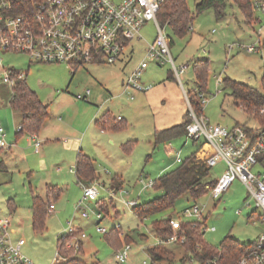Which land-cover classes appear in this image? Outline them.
I'll use <instances>...</instances> for the list:
<instances>
[{"label": "rangeland", "instance_id": "obj_1", "mask_svg": "<svg viewBox=\"0 0 264 264\" xmlns=\"http://www.w3.org/2000/svg\"><path fill=\"white\" fill-rule=\"evenodd\" d=\"M197 1L186 0L193 17L190 30L184 35H176L167 25L161 24L165 36L170 39L169 48L175 66L179 68L184 63L188 64L180 72L185 92L199 100L195 95L199 87L194 64L207 60L203 92L207 100L202 105V115L210 123L222 126L241 124L253 129L263 127L242 109L227 89H223L222 80L228 77L262 91L264 10L254 7L255 20L248 23L232 0L225 1L221 18H216L213 8L196 13ZM261 1L263 0H251L255 6ZM140 35L141 37H135L129 42L128 47L132 49H128L125 63H85L78 65L74 73L73 66L64 63L36 62L24 52L0 49L4 69L13 67L22 70L29 87L35 90L40 100L49 103L51 124L55 117L61 115L63 109L58 108V102H98L104 105L103 109L109 107L110 116L122 124L121 129L114 130L110 135L95 129L82 133L84 125L66 126L57 134L51 127L45 133L48 137L60 135V143H51L46 147L42 143L40 152L37 153L34 143L21 141L18 144L24 146V149L16 155L9 151L3 152L4 150L0 153L7 167L0 169V211L2 214L12 213V225L18 230L13 235V240L15 242L19 236L24 238L25 242L20 251L33 264L54 263L60 246L58 236L69 226L81 228L85 234L80 246L82 251L76 254L82 264H140L142 260L150 264L151 256L147 247L156 243L157 235L152 230L155 220L168 216L180 221L197 219L196 216L182 214L185 207L194 203L188 192L176 197L167 209L155 211L142 218H138L135 210L125 204L130 200L142 204L160 196L161 190L153 186L145 188L144 182L157 179L159 175L175 168L179 164L176 158L184 160L191 153L199 151L201 142L187 139L185 134L154 141V129L160 130L181 123L189 109L181 87L170 77L171 72L173 75L174 72L169 62H147L140 78L141 82L150 86L146 92L137 91L133 93L132 99L128 94L121 93L124 73L144 58L146 48L154 42L157 29L153 21H146L142 25ZM251 44L256 47L253 52L246 49ZM217 76L220 83H216ZM2 77L3 71L0 70V91L10 92V85ZM98 82L103 83V86L100 87ZM164 83L166 84L163 87ZM86 88L91 91L89 100H76L74 96L83 93ZM98 103L95 108L100 106ZM260 113L264 115V112ZM2 114L0 119L7 120L6 112ZM80 116L77 114L78 118ZM65 129L67 132L79 134L77 137L81 138L82 143L78 147L93 158L97 175L93 183L97 188V197L85 200L84 209L75 208L82 198L83 190L76 182L74 172L70 171L71 166L74 169L76 151L64 149L69 135H66ZM128 139L131 140V146L126 153L122 143ZM5 156L9 157L4 158ZM58 167L62 169L61 172L55 170ZM224 169L225 164L219 161L208 169L202 182L216 180ZM252 169L254 172L264 171V156L258 157V162ZM48 186L60 188L59 195H53L49 191L55 209L47 214L43 229L35 231L31 225L32 196L44 197ZM10 199L15 205L13 212H10L8 206ZM195 203L201 209L200 220L205 224L203 239L214 247H218L221 239L228 234L242 244L264 234V214L255 206L246 186L238 179L231 183L220 198H212L207 189L195 199ZM84 210L88 217L81 216ZM97 212L102 214V219L98 222L95 218ZM96 225L105 227L107 233L97 232ZM115 225L120 228L117 230L118 239L114 240L109 230ZM126 236L130 237L133 245L132 257L128 262L119 263L115 259V251L119 244L126 241ZM164 246L172 250L173 257L160 261V264H198L195 257L182 260L185 251L181 246L175 243Z\"/></svg>", "mask_w": 264, "mask_h": 264}, {"label": "built area", "instance_id": "obj_2", "mask_svg": "<svg viewBox=\"0 0 264 264\" xmlns=\"http://www.w3.org/2000/svg\"><path fill=\"white\" fill-rule=\"evenodd\" d=\"M14 0H0V49L6 51H21L29 58L42 63H65L76 66L89 62L113 64L119 61L126 52L129 42L135 37H141L140 29L146 21H153L157 29L154 42L150 43L145 51L144 58L133 68L125 79V87L134 90H146L149 85L140 81L143 70L149 60L160 63L169 62L177 79L187 64L179 68L175 66L169 48V40L157 21V12L163 0H31V13L11 12ZM256 7L264 10V0L257 2ZM246 49L256 50L254 45ZM2 79L13 84L15 78H22L18 73L11 76L10 70L4 69L0 59ZM218 77L216 83H220ZM86 94H77L79 99L87 100ZM188 104L190 121L185 126V136L200 142V148L207 145L210 152L199 157L207 167L215 166L219 161L225 164L221 175L207 185L212 198L218 199L229 188L231 183L238 179L247 188L255 201V206L264 214V171H253L258 157L264 152V126L247 130L240 124L222 126L212 124L201 114H196L191 106L188 95L184 90ZM197 98L203 105L207 98L198 91ZM264 112V107L260 109ZM19 129V127L17 128ZM3 128L0 127L2 135ZM40 144L35 141V150ZM0 145L5 141L0 137ZM177 162L182 160L177 157ZM143 182V180H141ZM154 180L144 182V187H152ZM83 195L75 208H83L85 200L97 197V188L94 183L82 186ZM136 200L126 201L129 207H134ZM54 204L49 203L48 211L53 210ZM239 212V210H237ZM184 216H196L200 219L201 209L194 202L182 211ZM82 217H88L86 210L81 212ZM96 222L102 219L100 212L95 213ZM172 232L166 237L155 236V245L182 243L185 236L181 232V221L171 219ZM205 225L201 228L204 231ZM119 230V225L112 227ZM214 229V227H208ZM9 228V219L0 217V264H33L21 251L23 238L14 243ZM96 231L107 233L103 226L96 225ZM85 237L81 228L69 226L59 234L60 245L77 252ZM133 245L123 243L115 251V259L119 263L128 262L132 257ZM60 246L56 251L54 262L61 259ZM140 264H147L142 260ZM235 264H264V234L260 235L251 244V248L238 258Z\"/></svg>", "mask_w": 264, "mask_h": 264}, {"label": "trees", "instance_id": "obj_3", "mask_svg": "<svg viewBox=\"0 0 264 264\" xmlns=\"http://www.w3.org/2000/svg\"><path fill=\"white\" fill-rule=\"evenodd\" d=\"M226 0H198L195 3V12L213 8L216 18L223 16V8ZM232 2L240 9L245 17L246 22H253V9L256 7L251 0H232ZM31 0H14L11 12L17 13H31ZM157 21L161 25H167L170 30L179 36L184 35L190 30L192 14L187 6L186 0H163L157 12ZM255 20V19H254ZM264 47V41L262 43ZM207 67V60L196 62L194 69L198 82L200 92L205 91L204 73ZM224 87L227 89L229 95L234 97L242 109L255 121L259 122L260 126H264V115L260 113V109L264 107V79H262V91H258L251 85L232 80L228 77L223 80ZM191 106L196 114H201L202 104L195 97L190 96L187 92ZM196 95V94H195ZM194 95V96H195ZM10 105L13 109L22 113V121L18 132L26 131L28 133H36L44 118L47 115L48 104L41 101L35 91H33L22 78H15L11 85ZM190 121L188 110L184 115L181 123L173 125L168 128L155 130L153 138L155 142L168 140L180 134H185V126ZM99 126L117 130L122 128L120 121L115 120L109 115H102L97 119ZM241 125V124H240ZM247 130L253 128L242 125ZM131 141L123 144V149L129 151ZM264 152L259 156L263 157ZM209 167L205 163L190 154L179 164L154 179L153 187L162 191L160 196L144 201L142 204H136L133 209L138 218L145 217L155 211H162L173 204V200L179 195L188 192L193 201L202 194L203 190H207V185H212L213 181L203 183L202 180L206 176ZM76 176L79 182L83 184H90L96 176L95 167L92 159L79 153L75 164ZM45 204L41 199L35 198L33 203V218L32 228L35 231H40L44 227L45 222ZM172 217L161 218L152 223L153 232L159 237H166L172 232L170 220ZM181 232L185 236V241L182 243H175L183 248L185 256L182 260L195 257L198 264H235L239 257L251 248L254 240L247 244L239 243L232 235H225L219 242L218 247L208 244L203 239V230L201 229L205 224L201 219H193L181 221ZM110 236L112 239H118V231L111 228ZM145 237V236H144ZM125 242H131L130 237L126 236ZM124 242V243H125ZM123 243L117 246V249ZM80 248L77 252L72 249L65 248L60 245L61 259L53 264H82L76 257V254L81 252ZM148 254L151 256L150 264H160L162 260H168L173 257V252L170 248L161 245H153L147 247Z\"/></svg>", "mask_w": 264, "mask_h": 264}, {"label": "crops", "instance_id": "obj_4", "mask_svg": "<svg viewBox=\"0 0 264 264\" xmlns=\"http://www.w3.org/2000/svg\"><path fill=\"white\" fill-rule=\"evenodd\" d=\"M168 40L170 41V39H168ZM263 41H264V39L262 40V42ZM258 42L261 43L260 40H258ZM129 48L132 49V47H128L127 50H126V52L124 53V56H122V58L119 61L115 62V63H120V62L121 63H125V60L128 57L127 56V51H128ZM89 63L99 64V65L100 64H103V63H97V62H89ZM115 63H113V64H107V65H114ZM66 65H68V64H66ZM68 66H71V65H68ZM77 66L78 65L72 67L73 68L72 73H74L75 68ZM187 66H188V64H187ZM134 67H132L130 69V71L127 70V72L124 73L123 78L121 80V86H122L121 93L128 94L130 99L133 98L132 97L133 93H135L137 91H139V92H146L147 90H149V88L146 89V90H134L133 88L125 87V79L131 73V71L133 70ZM7 69L10 70L11 76H14L15 74H18V73H22L23 74L22 79H24L25 82H26V84L29 86V84L27 83V80H26V78H25L24 73H23L22 70H16L13 67L7 68ZM28 69H29V66L27 67V70ZM170 77H172L176 81V83L179 84V86L181 87V90L184 93V90L185 89L182 86L181 78L180 79H177L176 76L172 74V72H171V76ZM218 77L219 76H217V78ZM4 82H6V81H4ZM6 83L9 84L8 82H6ZM98 83H99V86L100 87L103 86L102 85L103 83H100V82H98ZM165 84L166 83L163 84V87L165 86ZM9 85H10V92H6L5 93V92H1L0 91V108H1L0 109V117H2V115H3L2 112H6V114H7V120L0 119V127L3 128L2 135H1V132H0V137L2 136V138L5 141V145L4 146H1L0 145V153H2V150H4L3 152L9 151V152L12 153V155H16V153L18 151H20V150L22 151L24 149V146H20L18 144L21 141L22 142L24 141V143L25 142H28L29 144L34 143V146H35V141L36 140H39L40 141V144L38 146L37 151H35L37 153L40 152V147H41V144L42 143H45L44 147L48 146L51 143H60V140H59V136L60 135L59 136L58 135H54L53 137H48L47 134L45 133V131H47V130L49 131L51 129V127L53 128L52 130L55 131L56 134L59 132V130L63 129V127L71 126V125L72 126L73 125H75V126H77V125L83 126L84 125L83 128H82V131H81L82 133H83V131L85 132L87 130L95 129V130L99 131L100 133L109 134L110 135L114 131V130L109 129V128H103V127L99 126V124L97 123V119L100 118L102 115H109L110 116V114L108 113V112H110L109 111V107L103 109L102 107L104 105H101L98 102H70L71 104H69L67 102H58L57 103L58 104V108L61 110L62 107H63V109L61 110V115H58L57 117H55V120H54V122H52V124L50 122L51 118L49 116V111H48L49 103L44 102V103H47L48 104L47 115L44 118V120L42 121V124H41L39 130L36 133H28V132H26L24 130L21 131V132H18V129L17 128L21 125L22 113L19 112V111H17V110H15V109H13L11 107V105H10L11 85L12 84H9ZM87 89H89V88H86L83 91V93H77V94H83L84 95V94H86V90ZM33 91H35V90H33ZM90 93H91V91L89 89V94L87 95V97H88L87 100H89ZM76 95L74 97L77 100L79 98H77ZM79 100H85V99H79ZM96 103H98V105L100 104V106L98 108H95V106H96L95 104ZM2 109H4V110H2ZM5 110H8V111H5ZM77 114H80L81 116L78 118L77 117ZM112 118H114V117H112ZM177 124H179V123H177ZM174 125H176V124H174ZM171 126H173V125H171ZM171 126H168V127H171ZM168 127H165V128H168ZM75 130H73V132ZM80 130L81 129H79V131ZM155 130H158V129H154V131ZM79 131H78V133H79ZM154 131H153V133H154ZM12 132H13V135H12ZM64 132H66V135L69 134L68 135L69 137L67 136L68 141H66L68 143L63 146L64 149L75 150L76 151L75 156H74V169L71 166L70 167V171L74 172L76 182L79 183L81 186H84L86 184H83V183L79 182L78 179H77V176H76V171H75L76 158H77V156H78L79 153H83V154L89 156L92 159V161H93V158L88 153L83 152L80 147H78L82 143L81 138L77 137L79 134L76 135L75 133H71L72 131L67 132V129H65ZM70 133H71V135H70ZM109 139L113 142V139L112 138H109ZM127 141H131V140L128 139L125 142H127ZM6 142H8V144ZM125 142L122 143V148H123V144ZM210 149L211 148L209 146L205 145V146H203V148H199V151H197L195 153H191V154H194L196 158H199V157L203 156L204 154H208L210 152ZM125 152L128 153V151H125ZM6 157H9V156H5L4 158H6ZM0 158H1L0 159V169L1 170H4L7 167L4 164V159L1 156H0ZM71 160H73V159H71ZM55 170L57 172H61L62 171V169H60L59 167L58 168H55ZM96 177H97V175L95 176V178H93L92 182L96 179ZM115 177H117V176H115ZM49 191L53 195H54V193H56V195H59L58 192L60 191V188L59 189H56L55 187L53 188V187H49L48 186V191H47V193H46V195L44 197H42L41 195H33L32 196L31 206H30L31 225H32V218H33V203H34L35 198L41 199L43 201V203L45 204V211H46L45 218H46V216H47L48 213L53 212V210L55 209V205H54L53 210L51 212L48 211V205H49V203H53L54 204V202L50 199ZM8 206L10 208V212H13V210L15 208L14 201L10 199L8 201ZM1 212L2 211H0V217H5V218H8L9 219V228L12 230L11 231V237H12V240H13V235L18 230L12 225L13 224L12 223V213L2 214ZM18 238H22V237L19 236ZM17 239H16V241H17ZM13 242H14V240H13ZM23 244H21V245H23ZM21 245L19 247H21Z\"/></svg>", "mask_w": 264, "mask_h": 264}]
</instances>
